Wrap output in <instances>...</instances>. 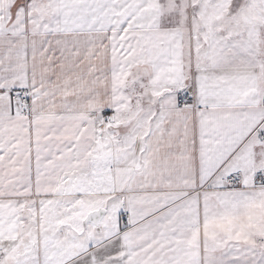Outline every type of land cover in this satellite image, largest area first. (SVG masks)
Wrapping results in <instances>:
<instances>
[{"label":"snow or ice","instance_id":"6c2138e0","mask_svg":"<svg viewBox=\"0 0 264 264\" xmlns=\"http://www.w3.org/2000/svg\"><path fill=\"white\" fill-rule=\"evenodd\" d=\"M0 264H264V0H0Z\"/></svg>","mask_w":264,"mask_h":264}]
</instances>
